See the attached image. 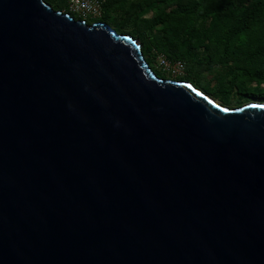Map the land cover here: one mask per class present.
Segmentation results:
<instances>
[{"label":"water","instance_id":"1","mask_svg":"<svg viewBox=\"0 0 264 264\" xmlns=\"http://www.w3.org/2000/svg\"><path fill=\"white\" fill-rule=\"evenodd\" d=\"M0 264H264V103L224 107L104 23L0 0Z\"/></svg>","mask_w":264,"mask_h":264},{"label":"trees","instance_id":"2","mask_svg":"<svg viewBox=\"0 0 264 264\" xmlns=\"http://www.w3.org/2000/svg\"><path fill=\"white\" fill-rule=\"evenodd\" d=\"M44 1L67 13L65 0ZM103 1L101 18L86 24L100 22L119 35H131L140 41L144 58L149 54L181 62L185 76L177 81L190 83L224 107L244 106L242 97L264 103V0Z\"/></svg>","mask_w":264,"mask_h":264},{"label":"built area","instance_id":"3","mask_svg":"<svg viewBox=\"0 0 264 264\" xmlns=\"http://www.w3.org/2000/svg\"><path fill=\"white\" fill-rule=\"evenodd\" d=\"M67 3V13L76 16L79 21L91 22L101 18L103 12V0H65ZM159 66L161 70L171 76L177 75L184 70L181 62H169L165 57L159 56Z\"/></svg>","mask_w":264,"mask_h":264},{"label":"rangeland","instance_id":"4","mask_svg":"<svg viewBox=\"0 0 264 264\" xmlns=\"http://www.w3.org/2000/svg\"><path fill=\"white\" fill-rule=\"evenodd\" d=\"M73 16V15H72ZM76 18V16H74ZM150 16H146V18H149ZM112 29V27H110ZM131 29H125L124 32H130ZM128 36H131V35H128ZM132 37V36H131ZM133 39H135L134 37H132ZM136 40V39H135ZM140 44V41L137 40ZM141 46V45H140ZM163 57V56H162ZM159 56H156L154 59H153V56L152 55H149L147 54L146 55V58L145 61H148L151 63L150 65V68L153 69L158 75H160V78H164L165 80H172V81H177L179 78L181 77H184L185 76V71L182 70L181 72H179L177 75L175 76H171L170 74H167L165 73L163 70H161L160 66H159V60H158ZM209 79V77L207 78ZM201 82L204 84L205 81L204 80H201ZM216 86V82L213 81L211 82V88L215 87ZM250 87V89H253L255 88V85H251V86H248ZM216 103L220 104L219 101L217 100H214ZM241 101L243 103V105H247V104H250V103H253V102H250L246 97H242L241 98Z\"/></svg>","mask_w":264,"mask_h":264}]
</instances>
